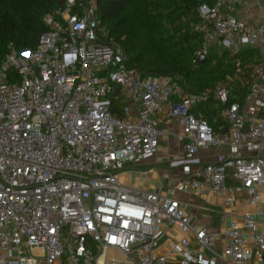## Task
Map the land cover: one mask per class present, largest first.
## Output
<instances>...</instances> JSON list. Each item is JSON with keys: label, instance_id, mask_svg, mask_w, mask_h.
<instances>
[{"label": "built area", "instance_id": "obj_1", "mask_svg": "<svg viewBox=\"0 0 264 264\" xmlns=\"http://www.w3.org/2000/svg\"><path fill=\"white\" fill-rule=\"evenodd\" d=\"M243 2L198 8L194 28L203 41L194 66L213 47L232 54L264 48V24L232 13ZM43 21L48 31L34 50L10 44L0 63V264H96L108 249L137 264H169L156 253L169 229L182 234L170 247L183 254L181 264H215L206 252L224 264L264 257V221L253 213L230 223L218 252L214 231L198 225L180 197L225 190L226 203L240 193L262 213L264 63L237 61L239 75L227 79L248 94L233 102L227 84L194 92L178 74L130 67L123 39L98 16L97 0H64ZM211 97L221 109L208 120L200 107ZM112 99L122 105L120 116ZM164 108L181 125L175 138L183 155L169 162L178 181L157 191L123 183L122 172L158 153L163 131L156 116ZM210 150L217 161L200 157Z\"/></svg>", "mask_w": 264, "mask_h": 264}, {"label": "trees", "instance_id": "obj_2", "mask_svg": "<svg viewBox=\"0 0 264 264\" xmlns=\"http://www.w3.org/2000/svg\"><path fill=\"white\" fill-rule=\"evenodd\" d=\"M64 0H0V63L8 47L34 50L48 31L43 17ZM216 0H97L98 16L118 39H123L130 67L143 75L182 76L191 91L204 92L217 84H227L233 102H242L248 89L236 77L237 61L244 66L258 62L259 51L242 49L211 52L206 61L194 66L192 59L203 41L194 28L200 21L198 8ZM112 111L121 115V104L112 99ZM221 106L211 97L201 106L208 120L219 114ZM192 111L196 112V109Z\"/></svg>", "mask_w": 264, "mask_h": 264}, {"label": "crops", "instance_id": "obj_3", "mask_svg": "<svg viewBox=\"0 0 264 264\" xmlns=\"http://www.w3.org/2000/svg\"><path fill=\"white\" fill-rule=\"evenodd\" d=\"M233 15L239 19L245 20L251 24H264V0H244L241 5L236 6ZM252 49V48H242ZM241 49V50H242ZM259 51L258 62L264 63V48H253ZM167 108L157 114L160 128L163 131L162 141L158 153L151 160L145 161L132 168H129L120 174V180L129 185L141 186L150 190L167 189L170 185L178 181L179 170L169 167V162L183 155V148L176 141L175 134L181 131V125L177 120H169L166 117ZM217 150L201 152L202 160L217 161ZM228 186H233L231 180L227 181ZM227 191L220 195L216 194H182L180 197L191 204V212L195 216L196 222L200 226L214 231L215 246L214 249L221 252L222 245L225 242L224 232L232 221H240L241 216L246 212L253 213L260 221H264V206H260L261 214H257L256 207L244 204L240 201L242 194H235L236 200L230 204L226 203ZM212 210V211H211ZM156 253L165 255L169 264H181L183 254L181 252H171V244L179 242L182 234L177 230L169 229ZM171 236L173 238H171ZM195 244V241H192ZM182 247V246H181ZM109 250V249H108ZM106 251L100 255L96 264H137V260L128 261L126 257L117 249ZM205 258H211L215 264H224L218 257L206 252ZM249 264H264V257L255 254Z\"/></svg>", "mask_w": 264, "mask_h": 264}, {"label": "water", "instance_id": "obj_4", "mask_svg": "<svg viewBox=\"0 0 264 264\" xmlns=\"http://www.w3.org/2000/svg\"><path fill=\"white\" fill-rule=\"evenodd\" d=\"M206 61V58L205 57H202L201 59H200V63H203V62H205ZM118 92V89L113 93V95H116V93ZM103 255V254H102Z\"/></svg>", "mask_w": 264, "mask_h": 264}, {"label": "rangeland", "instance_id": "obj_5", "mask_svg": "<svg viewBox=\"0 0 264 264\" xmlns=\"http://www.w3.org/2000/svg\"><path fill=\"white\" fill-rule=\"evenodd\" d=\"M214 51H216V52L219 51V48H217V47H213V48L211 49L210 53H211V52H214Z\"/></svg>", "mask_w": 264, "mask_h": 264}, {"label": "bare ground", "instance_id": "obj_6", "mask_svg": "<svg viewBox=\"0 0 264 264\" xmlns=\"http://www.w3.org/2000/svg\"><path fill=\"white\" fill-rule=\"evenodd\" d=\"M110 250H112V249H109L108 251H110ZM105 255V254H104Z\"/></svg>", "mask_w": 264, "mask_h": 264}]
</instances>
